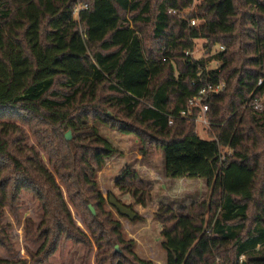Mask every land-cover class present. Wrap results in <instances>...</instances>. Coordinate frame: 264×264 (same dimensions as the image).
Here are the masks:
<instances>
[{
  "label": "trees",
  "instance_id": "16d2710c",
  "mask_svg": "<svg viewBox=\"0 0 264 264\" xmlns=\"http://www.w3.org/2000/svg\"><path fill=\"white\" fill-rule=\"evenodd\" d=\"M193 1L0 0V248L9 249L2 211L15 212L25 194L43 212L31 230L38 242L45 239L36 262L49 264L71 240L85 247L88 264L92 243L75 226L58 176L69 197L91 193L84 205L70 199L101 264H155L135 253L134 241L104 212L96 177L116 149L89 125L94 121L161 149L169 178L211 186L204 212L159 206L167 264H264V189L255 199L264 169V112L251 106L264 96V0H202L184 12ZM200 40L210 59L186 54ZM209 60L218 65L208 68ZM202 83L226 85L204 101L211 140L180 115ZM14 119L29 127L48 164ZM68 131L71 142L63 137ZM143 183L128 171L117 185L147 207L151 195ZM0 264L12 263L0 257Z\"/></svg>",
  "mask_w": 264,
  "mask_h": 264
},
{
  "label": "rangeland",
  "instance_id": "374dc122",
  "mask_svg": "<svg viewBox=\"0 0 264 264\" xmlns=\"http://www.w3.org/2000/svg\"><path fill=\"white\" fill-rule=\"evenodd\" d=\"M201 1L194 0L193 6L184 12L190 13L197 5L202 3ZM241 1L243 2V0ZM204 44L205 41L203 40L197 42L194 50V56L197 59L204 57L210 59L212 56V54L211 56L206 54L203 47ZM217 51L218 49L213 53ZM210 61L208 62V68L218 65L216 62ZM87 111L90 112L91 110ZM14 120L28 135L26 143L29 146H35L44 161L48 164L46 154L39 146L29 127L17 119ZM89 125L95 126L99 133L111 141L116 149L115 154L107 159L106 164L96 177L98 189L107 200L104 206L105 214L109 215L108 217L112 221L121 224L124 239L126 241H134V251L140 258L152 261L155 264H167L168 253L163 246V237L161 236L162 224L158 219L159 206H169L176 213H188L197 210L204 212V209L200 205L203 203L207 205L211 201V186H208L207 182L201 179L169 178L165 172L164 155L161 149L154 146H144L138 137L122 133L119 127L114 126L113 123L103 124L101 122L90 121ZM66 133L63 134L64 138ZM197 133L202 139L211 140V131H208L203 125H198ZM73 137L72 133V139ZM145 147L146 153L143 154L142 150H145ZM128 171L136 174L144 182L142 188L150 193L151 200L147 207L138 204L129 193L121 191V188L117 185V182ZM56 179L61 187L65 203L71 213L75 226L83 231L92 243L93 250L89 255L88 264H101L97 259L100 254L99 248L96 246L85 224L83 215L70 199L71 196L69 197L66 186L60 181L58 176H56ZM262 189H264V169L258 172L255 199L260 200L262 198L260 194ZM90 195V192H85L81 197L73 196L71 198L84 205V199L88 196L90 197ZM112 197L132 209L138 215V218L131 221L121 216L110 203ZM20 199V208L15 212H12L9 208L2 211L1 222L5 226V233L8 236L7 243L9 249L0 248V257L12 264H39L36 262L35 256L38 255L45 239L38 242V239L32 234L31 230L37 231L43 212L39 208L38 202H35L32 197L24 194ZM254 212L255 206L251 204L249 218L245 224L247 227H250L252 224ZM120 249L122 251V248L119 246ZM85 256L86 249L83 245H75L71 240H67L63 245H60L57 252L50 258L49 264H83ZM122 256L126 257V254L123 252Z\"/></svg>",
  "mask_w": 264,
  "mask_h": 264
},
{
  "label": "built area",
  "instance_id": "2783aa9c",
  "mask_svg": "<svg viewBox=\"0 0 264 264\" xmlns=\"http://www.w3.org/2000/svg\"><path fill=\"white\" fill-rule=\"evenodd\" d=\"M79 11V9H77ZM176 11H170V13H175ZM191 26H196L197 21L191 20L190 21ZM225 48L223 46L220 47L219 50H224ZM187 55H194V52H186ZM214 54V53H213ZM166 58H164V61ZM262 81L260 82V84ZM203 84V83H202ZM226 88L225 83H204L201 87L199 93L197 96L193 97L191 101L189 102V108L188 110H184L180 113L182 118H185L189 121H194L198 125H203L208 129V131H211L212 123L208 119V112L209 107L204 103L207 96L210 95H216L221 93ZM252 108L257 113H263L264 112V96H262L259 99H256L254 102L251 103ZM194 113H197L196 116H194ZM173 119H170L169 123L173 124ZM246 261V256H241L239 258V262Z\"/></svg>",
  "mask_w": 264,
  "mask_h": 264
},
{
  "label": "water",
  "instance_id": "95a60500",
  "mask_svg": "<svg viewBox=\"0 0 264 264\" xmlns=\"http://www.w3.org/2000/svg\"><path fill=\"white\" fill-rule=\"evenodd\" d=\"M108 115L110 117H112V114L110 112L108 113ZM65 137H66V140L68 142L71 141L72 140V132L68 131L66 133ZM110 203H111V205L113 207H115L117 209V211L119 212V214L121 216L126 217V218L130 219L131 221H134V220H136L138 218V215L132 209H130L129 207H127V206H125L123 204H121L115 198L112 197L111 200H110ZM90 209H91L92 213L94 215H96L95 208L92 205H90ZM116 250L119 251V247L118 246L116 247Z\"/></svg>",
  "mask_w": 264,
  "mask_h": 264
}]
</instances>
